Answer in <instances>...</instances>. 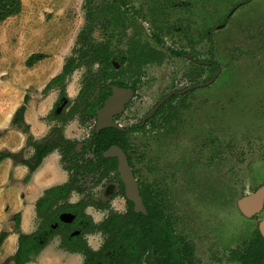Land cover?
<instances>
[{"label": "rangeland", "instance_id": "obj_1", "mask_svg": "<svg viewBox=\"0 0 264 264\" xmlns=\"http://www.w3.org/2000/svg\"><path fill=\"white\" fill-rule=\"evenodd\" d=\"M208 1L209 4L212 2ZM231 1L223 0V11L228 10ZM22 2L23 8L17 16L0 22V95L12 92L18 98L24 93L28 94L27 106L34 116V106L54 91H42L49 81L47 75H51V72L46 74L45 69L53 65L52 71H58L65 58L72 54L73 47L77 46L78 33L85 24L86 9L83 7L85 0ZM254 3L248 6L253 7ZM255 5L264 12V0H257ZM251 15L245 11L237 14V17L233 15L221 30L224 33L219 48L222 58L217 59L224 73L211 86L202 88L204 92L200 89L192 95L193 106L185 114L186 124L191 128L181 132L179 142L166 140L164 144L149 143L144 148L147 155L145 161L136 163L149 180H160L170 208L177 211L178 231L196 238L200 264H238L228 260L227 241L213 234L215 232L207 228L203 218L210 219V226L224 237L235 234L240 240L259 221L258 218H246L238 211L236 204L243 193L252 191L264 181V21H256ZM95 35L98 39H104L100 29L95 30ZM112 45L113 49L119 50L125 49L126 43L118 38ZM34 52H43L47 56L42 62L28 67L25 61ZM180 61L172 59L160 66L147 67V75L158 81L152 82L155 83L153 87L152 84L140 87L139 96L134 99L126 115L128 118L139 120L164 87H168V80L181 76L187 65L185 60ZM84 70L82 67L76 69L66 81L71 98H75L81 87ZM181 79L184 83L187 81L184 77ZM204 98L208 100L207 104H202ZM217 110H222V116ZM86 129L77 120L66 126L72 138L79 140L87 135ZM193 135L198 136L197 142L193 143ZM207 135L213 138V142L200 154L201 139ZM132 143L136 154L142 152L141 145L145 144L142 140L134 137ZM26 145L28 149L24 150V155L30 157L32 152L27 141ZM190 158L198 160V165L192 170H188L186 164ZM153 161L157 162L159 170L149 175L146 166ZM26 172L29 171H25L24 178ZM17 182L21 184L11 175L8 176L5 166H0V232L15 228L14 212L16 208L21 210L17 206L19 199L24 198V194L20 196ZM109 185L106 182L97 187V197L106 198L110 193ZM79 197L74 193L71 200ZM113 206L124 210L123 198L116 197ZM93 210L90 208L89 212H92L90 214L94 219L105 216L104 212ZM263 215L264 212L260 217ZM91 239L89 242L96 246L102 241L100 234L93 235ZM59 242L60 238L55 237L44 248H47L46 252L43 249L28 264H68V255L59 250ZM228 244L230 246L232 242ZM11 247L8 244L3 249L1 245L0 264H13L10 260Z\"/></svg>", "mask_w": 264, "mask_h": 264}, {"label": "flooded vegetation", "instance_id": "obj_2", "mask_svg": "<svg viewBox=\"0 0 264 264\" xmlns=\"http://www.w3.org/2000/svg\"><path fill=\"white\" fill-rule=\"evenodd\" d=\"M86 1L90 2H88L90 4L88 10L92 14V36L96 42L104 43L108 48L109 64L106 72V83H109L111 92L104 99L102 105L97 108L96 116L94 118L82 123L78 117H75L64 125V136L75 140V148L79 151L75 161H77L79 165H82L83 163L88 164V168H86L87 170H83V168L77 169L71 160H62V153L58 149L54 150L59 155L60 166L67 175L66 180L59 184L65 183L71 175L76 174L78 185L83 188L85 192L81 193L74 189L69 198L70 202H77L82 196H84V194L89 193L95 201H99V203L108 202L109 206L120 212H126L130 205L128 201H131L133 203L134 211L137 212L135 210L134 202L127 197L126 185L119 169L118 156L105 155V151L110 147L114 145L120 147L127 157V161L138 184L139 192L146 208V212L138 211L137 213H148L141 192L144 188L150 190L152 194L155 195V201L160 205L162 204L166 215L164 217L170 219V227L172 228L173 234L182 238L184 243L191 247L193 264H200V259L197 256L196 238L193 237L194 235L192 236L185 232L178 231L177 226L179 218H177V211L170 208L169 200L167 198L168 196L166 195L165 190L161 187L160 180H157L156 178L149 180V177L144 176L142 170L136 166V163L145 161L147 155L144 152V148L145 146L148 147L149 143L157 142L158 144L159 142V144H164L166 140H177L179 142L178 138H181V132L187 128H191L186 124L187 120L185 114L193 106L191 102L192 95L200 89L204 92L202 88L211 86L212 83L216 82L224 73V70L221 68V63L217 58H222L219 48L222 46V36H224V33L221 30L227 26L230 18L233 15L237 17V14L239 15L240 12L245 11V13L252 14V18L256 21H264V12L262 13V9L258 10L256 7L255 4L257 0H234V2L232 0L231 3L233 5L231 4L228 6L226 12L223 11L222 8L221 3L223 0H212L210 4L208 0H85V2ZM252 2H255L254 6L249 7L248 5ZM98 29L102 31L104 39H98L96 37L95 30ZM118 38L126 43L125 49H113L112 43ZM172 59L176 62L185 60L187 66H185V70L181 73V76H173L168 80V87H164L165 89L159 93L154 103L141 114L139 120L128 118L126 115H128V111L132 107L131 105L134 99L139 96L140 87L146 85L149 86L150 84H152L153 87L158 81L147 75V67L151 65L160 66V64H164ZM98 66L99 63H96L93 67L96 69ZM82 68L86 70L85 66H82ZM183 77L187 80L185 83L181 79ZM114 86L123 89H130L132 93L125 100L124 107L113 114L115 125H109L98 129V110L103 107L105 100L114 93ZM81 87L75 98L78 96ZM50 90H56L57 96L50 110L45 115L44 120H46L49 125L48 132L40 138V140L47 137L53 125L57 123L61 124L58 119L48 117L50 112L55 111L56 113H61L64 107L69 103V98H71V93L69 92V94V89L67 90V84L66 91L69 98L60 96V90L58 88L52 87ZM207 103L208 100L204 98L202 104ZM221 112L222 110H217V113L222 116ZM121 118H124L123 121ZM73 120H77L81 126L87 127V135L82 140L72 138L73 136L71 132L68 133V130H66V126ZM50 122H52V124ZM192 128L197 127L193 126ZM108 129L120 132L121 138H118L119 142H111V144L103 150V157L108 159L109 162L101 163L99 157L93 151L94 147H89V142L95 132L100 133L102 130ZM134 137H137L138 141L142 140L143 143H145L141 145L142 152L138 154L135 153L136 148L133 147L132 143ZM193 137V143L197 142L198 136L193 135ZM210 138L211 136L207 135L201 139V144L198 149L200 154L208 148L207 146L209 143L213 142V138ZM20 156L23 157V153H21ZM90 160L92 164L89 162ZM197 161L198 160H192V158L187 160L186 164L189 167L187 169L192 170L194 166L196 167L198 165ZM66 165H68L69 168L65 167ZM146 169L148 170L149 175L150 173L154 175L159 170V165L156 161H153L152 164L146 166ZM102 174L103 177L99 179ZM89 176H91L90 180H88ZM89 181L91 182L89 183ZM106 182L110 183L109 195L106 198L97 197L96 188ZM263 185L264 181L253 188L252 191L243 193L237 199V208L242 215L251 220L254 218L259 219L255 228L246 233L241 240L235 234L228 238L224 237L215 227L210 226V219L202 217L203 220L206 221L207 228L215 232L213 234H217L221 239H225L228 243L232 242L230 246L227 242L225 244L228 245V260L238 264H243V261L240 258L233 259V255L237 256L248 249V246L253 242V239H255L257 229L263 237L259 227L261 221L264 219V215L260 217L264 212V205L261 211L252 216H246L241 211L238 201L243 196L256 192ZM74 193H77L80 197L73 201L71 198ZM118 196H121L125 202V209L122 211L113 206V200ZM90 208H94L93 211L97 209L104 212L105 216L97 220L94 219L92 214H90L92 212H89ZM34 209L36 214V208ZM109 210V207L100 208L94 204H90L85 208L86 214L91 216L94 222L102 221L107 217ZM62 213H71L74 215V218L69 222L63 221L60 218ZM75 218V213L71 211H63L59 214V219L62 222L70 224L68 227L71 229L72 235L80 233V229L71 224L74 222ZM80 222L82 223L83 220ZM58 224L59 222H55L53 227H58ZM37 226L38 221L36 219L35 230L37 229ZM97 234H100L102 239L99 246H96L92 241L89 242V239ZM55 237H59L60 241L62 239L61 234H56ZM84 237L87 239L88 244L94 249H99L103 243V235L101 231H86ZM45 247H47V245ZM59 249L68 251L61 246ZM71 253H78L82 255L84 259L83 254L80 252ZM153 253L155 252L152 251V257ZM188 262L189 261H187V263ZM262 264H264V259Z\"/></svg>", "mask_w": 264, "mask_h": 264}, {"label": "trees", "instance_id": "obj_3", "mask_svg": "<svg viewBox=\"0 0 264 264\" xmlns=\"http://www.w3.org/2000/svg\"><path fill=\"white\" fill-rule=\"evenodd\" d=\"M88 2L84 4L86 20L78 33L77 46H74L72 54L65 58L61 72L56 74L43 89V92H47L52 87L58 88L60 96L69 98L66 91V80L76 68L85 66L86 70L83 73L82 87L78 96L74 99L69 98V103L61 113L50 112L48 117L58 119L61 124L53 125L47 137L40 140L31 133L24 118L29 100V95L25 94L24 101L15 111L11 124L26 134V141L33 147V153L29 158H24L20 156L21 152L0 150V163L5 158L11 157L27 165L29 172L24 178L25 182L29 181L43 159L56 149L62 153L63 161L71 160L77 169L87 170L88 168V164L79 165L75 161L79 153L75 148L76 142L65 137L63 133L64 125L75 117H78L82 123L94 118L97 108L111 92L109 83H106L109 64L108 48L104 43L96 42L92 36V14L88 10L90 6ZM22 8V0H0V22L17 15ZM46 56V53L34 52L27 57L25 63L30 67ZM96 63H99V66L94 69L93 66ZM118 138H121L120 132L110 129L102 130L100 133L95 132L89 142V147H94L93 151L101 163L109 162L103 157L102 152L111 142H119ZM89 162L91 163V160ZM65 167L69 168L68 165ZM102 177L103 174L99 179ZM74 189L81 193L85 192L78 185L76 174L71 175L65 183L44 190L35 204L38 226L31 233L21 228V212L14 214V231L18 233V247L10 256L13 264H28L34 261L56 234H61L60 246L62 248L83 254L82 264H153L152 251L156 253L160 264H193L191 247L185 244L182 238L173 234L170 219L164 217L166 215L162 204L155 201V195L150 190L144 188L141 192L148 210V213L144 214L135 212L131 201H128L130 203L128 210L120 212L109 206L108 202L95 201L89 193L84 194L77 202H70L69 198ZM90 204L100 208L109 207L107 217L100 222H94L92 217L85 212L86 206ZM63 211L75 213L76 218L71 224L80 229L79 234L72 235L68 227L70 224L59 219V214ZM81 220H83L82 223ZM55 222H59L56 228L53 227ZM86 231H101L103 243L99 249H94L88 244L84 237ZM8 233L6 230L0 232V247ZM234 258H240L243 264H262L264 238L258 229L248 249L237 256L233 255Z\"/></svg>", "mask_w": 264, "mask_h": 264}, {"label": "crops", "instance_id": "obj_4", "mask_svg": "<svg viewBox=\"0 0 264 264\" xmlns=\"http://www.w3.org/2000/svg\"><path fill=\"white\" fill-rule=\"evenodd\" d=\"M42 61L43 60H40L37 63ZM62 65L60 69L62 68ZM52 69L53 65H50L49 67L47 66L45 69L46 74L48 72H51V75H47L49 80L61 71L59 69L60 71L56 70L55 72H53ZM47 83L48 81L46 82V84ZM12 94L13 93L11 92L9 94L3 93L2 95H0V150L8 149L14 152L22 151L23 157L28 158L24 155V150L28 149L26 145V135L25 133H23V131H21V129L13 127V125L11 124V120L15 111L23 103L25 93L20 95L18 98L14 97ZM56 96L57 92L56 90H54L41 101H39L37 105L34 106V116L31 115V109L29 108V106H27V110L25 112V120L30 125V130L37 139L42 138L48 132L49 125L43 118L53 105ZM1 133L3 135H1ZM29 149H31V152L33 153L32 147H30ZM58 156L59 155L57 154V152L54 151L47 157H45L42 164L33 172L28 182L23 181L25 171H28L26 165L15 162L14 159L10 157L5 158L0 163V166H5V169L8 171V176L11 175L13 180L21 182V184L19 182H17L16 184L20 185V196L24 194V198L19 199V204L17 206L20 207L21 210H17L16 208L14 214L19 211L22 213L21 228L25 232H32L36 228V214L34 209L35 202L41 196L43 190L49 186L59 184L65 181L67 178L66 172L60 166ZM8 244L12 245L9 250L10 255H12L15 253L18 247V233L15 232L12 228H10L9 234L2 244V248L5 249ZM46 249H44L43 251L46 252ZM60 251L65 255H68V258L70 260L68 264L72 262L74 264L82 263V255L64 250Z\"/></svg>", "mask_w": 264, "mask_h": 264}, {"label": "water", "instance_id": "obj_5", "mask_svg": "<svg viewBox=\"0 0 264 264\" xmlns=\"http://www.w3.org/2000/svg\"><path fill=\"white\" fill-rule=\"evenodd\" d=\"M114 93L105 100L103 107L98 110V129L101 127L115 125L113 121V114L124 107L125 100L131 95L130 89H123L118 86L113 87ZM106 156H118L119 169L122 173L127 197L135 204V210L146 212L145 205L139 192L138 184L133 176V172L127 161V157L123 150L114 145L105 151ZM241 211L246 216H252L261 211L264 205V185L256 192L243 196L238 201ZM61 220L69 222L72 221L74 215L71 213H62ZM260 231L264 237V219L260 223ZM152 261L154 264H160L155 253H153Z\"/></svg>", "mask_w": 264, "mask_h": 264}]
</instances>
